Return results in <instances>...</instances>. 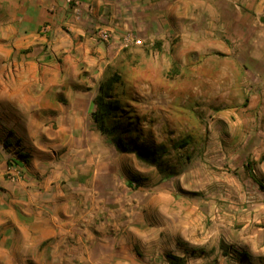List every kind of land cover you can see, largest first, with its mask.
<instances>
[{"label":"crops","instance_id":"1","mask_svg":"<svg viewBox=\"0 0 264 264\" xmlns=\"http://www.w3.org/2000/svg\"><path fill=\"white\" fill-rule=\"evenodd\" d=\"M192 1L168 6L169 20L153 19L154 30L184 24L185 45L192 40L237 69H264V0H241L242 11L238 0H198L194 17ZM78 2L79 9L66 0H0V264H264V161L256 175L238 169L182 180L186 191L199 192L189 208L159 206L162 185L146 204L121 200L127 192L117 191L111 146L90 117V73L98 69L94 53L103 52L91 33L106 3ZM112 13L105 24L121 34L131 22ZM156 33L146 35L161 40ZM228 80L264 86V77ZM262 101L240 116L219 113L244 120L221 122L222 138L212 146L264 149Z\"/></svg>","mask_w":264,"mask_h":264},{"label":"rangeland","instance_id":"2","mask_svg":"<svg viewBox=\"0 0 264 264\" xmlns=\"http://www.w3.org/2000/svg\"><path fill=\"white\" fill-rule=\"evenodd\" d=\"M66 1L75 8L80 6L78 0ZM99 1L106 3L105 13L97 20L100 25L92 31L91 37L98 31H105L109 38L108 41L92 39L103 43V52L94 53L98 69L90 73L95 84L88 89H93L96 95L98 84L105 76L119 75L120 83L115 86L114 94L123 110L129 113L123 122L131 130L129 137L139 135L134 131L137 129L143 134L144 143L161 144L166 149L158 161L160 167H157L140 161L134 153L118 152L101 134L105 144L112 149L109 162L114 166L115 176L117 173L115 182L120 185L117 191L127 192L126 197L121 199L124 204L135 206L136 199L138 205L141 201L146 204L150 193L162 185L167 194L157 203L159 206L189 208L199 203V192L193 194L182 188V180L187 177L189 181L205 180L207 174L219 177L222 173H237L238 169L241 173L247 171L256 175L260 169L258 164L264 161V149L221 151L212 143H218L222 138L218 128L222 126L221 122L240 125L244 120L237 116L222 120L218 117L219 113L233 110L238 111L240 116L245 109L256 111L263 104L264 86L225 83L231 77L237 80L264 77V69H250L249 63L244 64L249 69H237L235 63L225 62L216 53L200 51L191 43L192 40L187 39L185 45L184 24L176 23L178 27L172 24V30L166 27L154 30L153 19L161 25L163 19L169 20L168 6L182 2L181 7H184V3L187 2L188 6L193 3L192 0ZM125 1H128L127 5ZM240 2L234 3L238 11H242ZM194 3L196 6L189 9L192 15L197 13L198 0ZM112 12H122L131 22L121 34L106 26ZM260 17L264 22V14ZM138 21L142 22L145 30L139 27ZM149 29L152 33H162V39L153 40V35H146ZM110 42H113L112 47H107ZM239 51L238 58L242 62L246 49L240 47ZM252 95H256L253 101L250 100ZM127 121L131 123L127 124ZM92 125L95 128L93 122ZM184 140L187 143L181 147L180 143ZM34 150L31 151L33 156L37 152ZM60 153L53 150L54 157ZM183 216L181 214L180 217Z\"/></svg>","mask_w":264,"mask_h":264},{"label":"trees","instance_id":"3","mask_svg":"<svg viewBox=\"0 0 264 264\" xmlns=\"http://www.w3.org/2000/svg\"><path fill=\"white\" fill-rule=\"evenodd\" d=\"M120 83V77L117 74L105 76L98 84L97 94L92 100L94 109L91 112V120L97 129L106 140L113 145L118 152L134 153L135 156L142 162L160 167L158 161L162 154L166 153L163 145H155L153 143H144L143 134L139 133L131 138V130L123 125L129 113L123 110L120 100L115 96L114 89ZM125 116V117H124ZM131 121H127V124ZM127 137V139H126ZM139 142V140H141ZM187 143L185 140L180 144L183 147ZM161 170V169H160ZM174 260V258H171Z\"/></svg>","mask_w":264,"mask_h":264},{"label":"built area","instance_id":"4","mask_svg":"<svg viewBox=\"0 0 264 264\" xmlns=\"http://www.w3.org/2000/svg\"><path fill=\"white\" fill-rule=\"evenodd\" d=\"M109 34L105 31H98L97 34L93 36V39H100L102 41H108ZM16 176H19V171H15Z\"/></svg>","mask_w":264,"mask_h":264}]
</instances>
